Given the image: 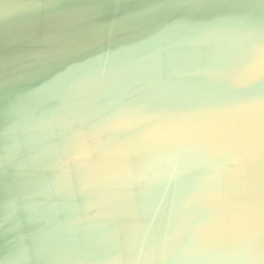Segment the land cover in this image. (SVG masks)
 I'll list each match as a JSON object with an SVG mask.
<instances>
[{"label":"water","instance_id":"95a60500","mask_svg":"<svg viewBox=\"0 0 264 264\" xmlns=\"http://www.w3.org/2000/svg\"><path fill=\"white\" fill-rule=\"evenodd\" d=\"M0 264H264V0H0Z\"/></svg>","mask_w":264,"mask_h":264}]
</instances>
